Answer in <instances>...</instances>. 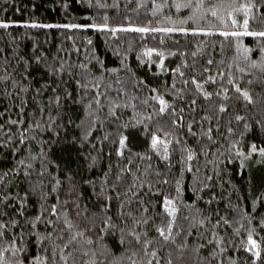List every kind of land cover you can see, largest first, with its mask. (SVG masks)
I'll list each match as a JSON object with an SVG mask.
<instances>
[{"label":"trees","instance_id":"trees-1","mask_svg":"<svg viewBox=\"0 0 264 264\" xmlns=\"http://www.w3.org/2000/svg\"><path fill=\"white\" fill-rule=\"evenodd\" d=\"M248 2L0 0L5 264H264V38L220 35Z\"/></svg>","mask_w":264,"mask_h":264},{"label":"snow or ice","instance_id":"snow-or-ice-1","mask_svg":"<svg viewBox=\"0 0 264 264\" xmlns=\"http://www.w3.org/2000/svg\"><path fill=\"white\" fill-rule=\"evenodd\" d=\"M256 7L257 10H260V7H264V5L260 4V0H249V2L247 4H243L241 5V7L235 9V11H242L245 15V17L248 16V14L250 12H252L253 8ZM212 15L215 16L216 12L213 11ZM229 17L231 18V13H229ZM254 19L259 21V24L261 26H264V11L260 12V15L258 17H254ZM238 23V21L236 19H232V24L236 25ZM9 25L8 24H0V27L3 28H7ZM33 27H41V25H32ZM46 27H55V25H47ZM65 27H79L78 25H65ZM241 27L244 29L243 31H233V32H221L220 35L224 36L225 38L231 36V37H239V36H248V37H259V38H264V29L262 30H256V31H252L249 30L250 28V21L248 18L243 19V22L241 24ZM120 31H136V32H148L150 31V29L148 28H134V29H120ZM151 31H166V32H170L172 31V29H151ZM193 34H197V33H193ZM210 34V33H207ZM245 52L249 51L248 49H244ZM149 55H151V53H148ZM209 64L212 63L211 60L208 61ZM255 66V65H253ZM161 67H163V65L161 64ZM176 71L179 72V69H177ZM207 71V69H206ZM181 75H183V73H180ZM211 79V78H210ZM231 82V81H230ZM193 83H196L195 80H193ZM199 88V85H198ZM238 92L240 91L239 88L236 89ZM153 91H155V89H153ZM242 95L244 96L245 99H249L248 97V93L247 92H243ZM154 99L157 100V102L160 105V109L159 112L160 113H165L169 107H171L167 101L163 98V97H154ZM56 101H59V97H56ZM97 103H99V101H97ZM145 103H147V101H145ZM193 103H195V101H193ZM221 111H223V109H221ZM237 119H242L241 117H237ZM12 123H16V121H12ZM173 123H175V121H173ZM0 127H2V125H0ZM164 142L157 136H153L152 137V143H151V147L155 150L158 149L160 145H162ZM119 145H120V149L122 150L125 147V138H121L119 141ZM257 148L255 145L252 146V152H256ZM168 149L167 146H164V159L167 160L168 159V155H167ZM259 152L261 155H264V148L259 149ZM118 155H123L122 151H119L117 153ZM188 159L191 160L192 156L189 155ZM166 182V181H165ZM164 209L165 212L167 213V215L172 219L171 222L168 223L167 229L164 228H158L157 231L159 232V235L165 240L168 241L170 239L171 236V229H172V224L175 223V216H176V208L174 206V201L171 199H167L164 201ZM52 214L56 215V209L55 206H53L52 208ZM110 219V218H109ZM37 220H39V217H37ZM146 222V221H145ZM3 225H0V228H2ZM167 232V234H166ZM0 235H2V233H0ZM80 235H83V233H81ZM73 239H75V237H73ZM136 242L139 243V237L136 238ZM89 243H91V241H89ZM248 244L250 245V248L246 249L247 251L252 252L253 256L255 257V260H259L261 259V250H260V245L257 243V241L255 239H253L251 236H249L248 239ZM9 249L5 248L3 251H0V264H5V259H4V253L8 252ZM14 254V253H13ZM153 256H155V253H152ZM255 260L253 261V264H255ZM36 264H42V262L37 258V262ZM149 264H151V261H149Z\"/></svg>","mask_w":264,"mask_h":264}]
</instances>
